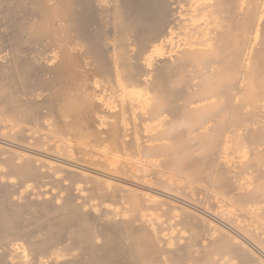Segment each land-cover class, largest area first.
I'll list each match as a JSON object with an SVG mask.
<instances>
[{
    "label": "bare ground",
    "instance_id": "obj_1",
    "mask_svg": "<svg viewBox=\"0 0 264 264\" xmlns=\"http://www.w3.org/2000/svg\"><path fill=\"white\" fill-rule=\"evenodd\" d=\"M0 113L41 150L0 172V264H264V0H0ZM156 187L213 201L229 259Z\"/></svg>",
    "mask_w": 264,
    "mask_h": 264
},
{
    "label": "rangeland",
    "instance_id": "obj_2",
    "mask_svg": "<svg viewBox=\"0 0 264 264\" xmlns=\"http://www.w3.org/2000/svg\"><path fill=\"white\" fill-rule=\"evenodd\" d=\"M0 115H1V113H0ZM6 116L7 115H5V118H6ZM3 117H4V115H3ZM4 118V119H5ZM0 146H3V147H5L6 149H4V150H2V149H0L1 150V153H2V151L4 152V153H6V154H4V153H2V154H0V172H3V173H7V172H10L9 170H10V165L7 167V165H5V164H7L8 162H7V160L9 161V159H10V161H12L11 159H12V157L15 159V161H14V163H19L20 161H19V155L17 156V154L19 153H28V154H31V155H33V154H38V152L39 151H41V150H38V149H34L33 147H31V146H27L28 144L27 143H29V141L26 143L25 142V144H24V141L23 140H25L24 138L22 139V138H20V139H22V140H13V139H16L17 137H16V133L14 134L13 132H16V131H14L15 130V128H14V126H13V124L11 125V123L8 121V123H5L6 122V120L4 121L3 120V118L1 119V117H0ZM3 120V121H2ZM9 120V119H8ZM5 123V124H4ZM9 123H10V125H9ZM6 124H7V127H8V129L6 130V128L7 127H5L6 126ZM1 126H3V127H1ZM11 126H13V127H11ZM10 129H12V130H10ZM14 129V130H13ZM10 132V133H9ZM9 135V136H11L10 134H14L15 136H11L12 138L10 139V138H8L7 137V135ZM6 136V137H5ZM17 139H19V138H17ZM13 140V141H12ZM25 141H27V140H25ZM78 141V142H77ZM76 141V139L75 140H72V142H70L69 143V148H70V152L71 153H69L71 156H72V158H70L71 159V164H73V165H75V166H77V167H82V168H84V169H87V170H89V171H93V172H97V173H101V172H99V171H96L94 168H90V167H88V166H86L85 165V163H83L85 160H86V158H84V156H85V154L84 153H86L84 150V146L79 142V140H77ZM17 142V143H16ZM23 143V144H22ZM71 143H72V145H71ZM81 144V145H80ZM29 145H30V143H29ZM72 146H74L73 148H72ZM81 146H83V148L81 147ZM233 146V145H232ZM76 147V148H75ZM7 148H8V150H7ZM31 148H33V149H31ZM75 148V149H74ZM244 148V150H240L238 153L240 154H242L243 152H245L246 150H247V148H246V146L245 147H243ZM29 149H30V152H29ZM72 149L75 151V154L76 153H78V155H75V156H73V153H74V151H72ZM80 149V150H79ZM246 149V150H245ZM6 150V151H5ZM12 150V151H11ZM20 152H19V151ZM83 150V151H82ZM13 151H16V152H13ZM31 151H32V153H31ZM227 151V150H226ZM225 151V152H226ZM18 152V153H17ZM35 152H37V153H35ZM228 152V159L226 158L225 160H231V159H234L235 160V157H237V156H240L239 154L237 155V153H236V155L237 156H234L235 155V153H233V154H231V152L229 153V150L227 151ZM14 153V154H13ZM16 153V154H15ZM23 153V154H24ZM80 153V154H79ZM97 153V155H99L98 153H100L101 154V152L100 151H97L96 152ZM95 153V154H96ZM13 156H12V155ZM27 154V155H28ZM227 154V153H226ZM231 154V155H230ZM81 157H80V156ZM84 155V156H83ZM233 155V156H232ZM12 156V157H11ZM53 156H55V155H53ZM6 157V158H5ZM9 157H11V158H9ZM18 158L17 160H16V158ZM52 157V156H51ZM75 157V159L74 160H72L73 158ZM77 157V158H76ZM231 157H234V158H231ZM7 159V160H6ZM53 159L55 160V159H58V158H54L53 157ZM63 159H66V158H63ZM61 160V159H58V161H65V160ZM82 159H84V160H82ZM5 160H6V162H5ZM67 160V159H66ZM82 160V161H81ZM9 161V162H10ZM12 161V162H13ZM72 161H73V163H72ZM80 161V162H79ZM87 161V160H86ZM232 161V160H231ZM3 163V164H2ZM7 168H9V169H7ZM8 170V171H7ZM7 174H10V173H7ZM156 189V190H155ZM159 190V191H158ZM153 192H155L157 195H158V197L160 198L159 200H160V203H150V202H147V203H145V206L146 205H148L149 206V209L147 210V211H145V215L146 216H148V214L151 216V217H149L150 219L151 218H153V219H155V220H153V221H155L156 222V220H157V222H159V224H161V228L163 229V227L164 228H166V231H168V233L171 235V234H177V237H180V238H182V236H184L183 238H185L186 237V239H188V238H192V240L190 241L191 243H192V241L195 243V244H197L196 246L198 247L199 246V248L200 247H202V246H206L207 248H209V245H211V243H212V247L210 246V248H214V247H216V250L218 251V253H219V255H220V257L222 256V258L225 256V260H227V259H229L228 257L231 255V257L233 256V258H231V261L233 262V263H231V264H234V263H236V262H238L237 260L238 259H235V254L233 255L232 253L230 254L229 252L230 251H228V249H227V246H224L223 244V242H222V245L220 244L221 242H220V240H222V239H220L221 238V236L216 232V233H214L212 230V228H209V227H211L212 225L211 224H215V225H218V226H220L222 229H224L226 232H228V234H230L231 236H234V237H236L237 239H239L240 241H243L242 240V237L239 235V234H237L234 230H232L227 224H225L224 222H222V220L220 219V217L218 218L217 217V215L215 214V212H212L211 210V207H212V205L210 204V203H212V202H210V200L208 199V201H206V199L205 198H207V197H203L202 195H193V197H192V195H190V196H181V194H178V195H176V192H173V191H167L166 190V192L164 191L163 192V190L162 189H159V188H154V190H152ZM167 192H172V193H167ZM173 193H175V194H173ZM189 193V192H188ZM194 196H197V197H194ZM202 196V197H201ZM161 198L163 199V200H161ZM189 198V199H188ZM195 201H194V200ZM197 199V200H196ZM198 199H201V200H198ZM158 200V199H157ZM167 200V202H169V203H167L168 205H170V206H168L167 204H166V201ZM193 200V201H192ZM203 200V201H202ZM205 200V201H204ZM163 201H164V203H163ZM199 201V202H198ZM198 202V203H197ZM202 202V203H201ZM204 202V203H203ZM206 202H208V203H206ZM163 204H165V206H163ZM208 205H209V207H208ZM210 205H211V207H210ZM173 206H175V207H173ZM203 207V208H202ZM208 207V208H207ZM172 208V209H171ZM185 209V210H184ZM208 209V210H207ZM209 209H211V210H209ZM186 210H187V213H185L186 212ZM190 213H189V212ZM191 214V215H189L190 217H188L187 216V214ZM194 213L197 215V216H199V217H201V218H199V219H197V217H196V215L194 216V217H191L192 216V214L194 215ZM213 214V215H212ZM215 214V215H214ZM204 221V222H202V221ZM208 220V221H207ZM212 221V222H211ZM156 222V223H157ZM185 222H187V223H189L188 225H190V227L191 226H194L195 227V229L193 230V231H191L193 228H190V227H188V226H186V223ZM208 222V223H207ZM183 223L185 224V226H183ZM209 223H211V224H209ZM158 224V223H157ZM169 230H168V229ZM166 231H165V233H166ZM168 234V235H169ZM215 234V235H214ZM216 234H217V236H216ZM180 235V236H179ZM176 236V235H175ZM216 237H217V239H216ZM189 240V239H188ZM214 240V241H213ZM212 241V242H211ZM217 241H219V247H218V245L216 244V242ZM210 242V243H209ZM213 243H214V245H213ZM218 243V242H217ZM194 244V245H195ZM226 245V244H225ZM195 246V247H196ZM224 246V247H223ZM206 247H203V248H206ZM225 248V249H223V248ZM218 248V249H217ZM252 249H254V250H256L255 248H253V247H251ZM223 249V250H222ZM227 249V250H226ZM226 252H227V254H226ZM255 253H257L258 254V256H261V254L259 253V252H257V250L255 251ZM223 254V255H222ZM228 254H230L229 256H228ZM262 257V256H261ZM233 259V260H232ZM234 259L236 260V262L234 261ZM262 259H264L263 257H262ZM229 261V260H228ZM230 262V261H229Z\"/></svg>",
    "mask_w": 264,
    "mask_h": 264
}]
</instances>
